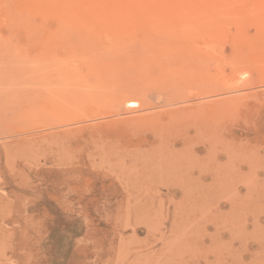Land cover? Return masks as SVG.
<instances>
[{
  "label": "rangeland",
  "instance_id": "rangeland-1",
  "mask_svg": "<svg viewBox=\"0 0 264 264\" xmlns=\"http://www.w3.org/2000/svg\"><path fill=\"white\" fill-rule=\"evenodd\" d=\"M258 1L86 28L0 0V264H264Z\"/></svg>",
  "mask_w": 264,
  "mask_h": 264
},
{
  "label": "bare ground",
  "instance_id": "bare-ground-1",
  "mask_svg": "<svg viewBox=\"0 0 264 264\" xmlns=\"http://www.w3.org/2000/svg\"><path fill=\"white\" fill-rule=\"evenodd\" d=\"M19 4H20L19 8L21 9V11L23 10L24 13L26 14L25 18H24V15H22V14L17 15L15 20L19 23L23 21L27 24H32V21L30 19L31 18L30 15L35 14V13H39L41 15L42 14L44 15L47 12H49L52 14H54V13L59 14L61 19L59 17L58 18L60 20H62V24L64 27L65 26L66 27L86 26V28L91 25V23H90L91 20L89 18L85 17L84 15H81L82 10L84 12H85V10H87L92 15L93 14L98 15V16L102 15L103 16L102 17V23H101L102 25L118 26V27L120 26V27L124 28V18L114 19L108 15H112V14H116V13L119 14V13H124L125 11L136 10L139 12H145L144 14L142 13L144 16L146 13H148L150 11H152V13H153V10H155L158 6H161L163 10L164 9L173 10V12H176V14L179 17H181L180 22L178 24H176V26L181 25L182 27H189L190 26L189 24L191 23V18L193 16H195L197 13H199V12H209L210 13V11H212V10H215V9L220 10L222 8H227V7L231 6V4L226 2V0H146V1H143V0H19ZM242 4H244V3H242ZM260 4H262V3H260ZM234 8H236V4H235ZM88 12H86V13L88 14ZM139 12H136V16H137V13H139ZM215 14H217V13H215ZM88 16H90V15H88ZM126 16H127V14H126ZM150 16H151V14H150ZM97 17H96V19H97ZM213 19H215V18H213ZM164 20H166V19H164ZM209 22L211 24V20ZM62 24H61V26H62ZM105 26H104V28H105ZM62 29H64V28H62ZM80 30H81V28H80ZM86 30H88V29H86ZM94 32H93V34H94ZM83 33H84V31H83ZM72 34H74V33L72 32ZM75 35H73L71 37H74ZM191 36H193V35H191ZM76 38L77 37H75L74 42H75V40H77ZM89 39H91V37Z\"/></svg>",
  "mask_w": 264,
  "mask_h": 264
}]
</instances>
